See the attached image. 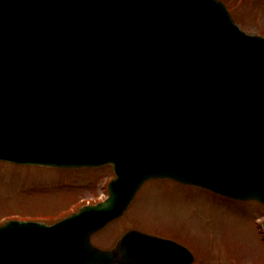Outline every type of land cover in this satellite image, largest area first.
<instances>
[{"label":"water","instance_id":"water-1","mask_svg":"<svg viewBox=\"0 0 264 264\" xmlns=\"http://www.w3.org/2000/svg\"><path fill=\"white\" fill-rule=\"evenodd\" d=\"M131 55L150 81L124 90ZM201 63L217 83L208 93ZM0 157L118 172L98 205L0 226V264L190 262L145 232L110 250L90 235L153 176L264 202V39L220 0H0Z\"/></svg>","mask_w":264,"mask_h":264},{"label":"rangeland","instance_id":"rangeland-1","mask_svg":"<svg viewBox=\"0 0 264 264\" xmlns=\"http://www.w3.org/2000/svg\"><path fill=\"white\" fill-rule=\"evenodd\" d=\"M225 1L243 27L264 34V0ZM112 175L111 166L57 169L0 160V222L17 216L53 221L84 199L98 197ZM142 191L127 223L120 218L111 223L94 237L97 244L109 246L128 224L178 237L195 249L198 264H264L258 232L264 206L258 202L228 199L173 180L149 181ZM228 250L231 258L225 257Z\"/></svg>","mask_w":264,"mask_h":264}]
</instances>
